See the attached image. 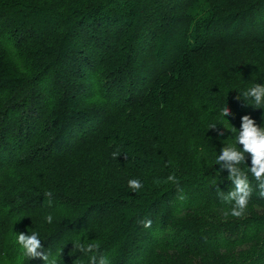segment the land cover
I'll list each match as a JSON object with an SVG mask.
<instances>
[{"label": "trees", "instance_id": "trees-1", "mask_svg": "<svg viewBox=\"0 0 264 264\" xmlns=\"http://www.w3.org/2000/svg\"><path fill=\"white\" fill-rule=\"evenodd\" d=\"M255 83L264 0H0V264H46L20 232L56 264H91L76 241L111 264H264L256 180L242 218L216 191L229 129L264 127Z\"/></svg>", "mask_w": 264, "mask_h": 264}, {"label": "clouds", "instance_id": "clouds-1", "mask_svg": "<svg viewBox=\"0 0 264 264\" xmlns=\"http://www.w3.org/2000/svg\"><path fill=\"white\" fill-rule=\"evenodd\" d=\"M242 97L251 101V105L254 108H264V84L255 83L248 89L241 93ZM241 97H238L240 99ZM228 106L222 109V115L226 118L229 115ZM228 121V120H227ZM229 122V121H228ZM230 123V122H229ZM231 124V123H230ZM217 125L213 124L212 128H216ZM232 133H235L232 143L227 144L228 147L222 150V154H219L216 160V164L221 165L220 171L227 168L230 172L228 180L232 182L233 187L230 191L224 192L220 188H216L217 195L220 200L230 205V209L225 212V215H231L236 218H242L247 209L249 201L253 195L254 189L249 182V173L257 182L258 196L264 198V127L256 124V122L250 116L243 117V123L238 130L233 125L229 129ZM222 135V133H221ZM237 145H243V149L237 147ZM121 153L113 152L112 156L116 159ZM251 156V167L247 166V171L240 167L241 164H245L247 156ZM179 184V180L175 174H170L164 183ZM157 183H160L157 181ZM128 187L132 192L138 193L143 184L138 179H130L128 181ZM178 199L183 201L185 196L183 191ZM52 192H46V203L52 205ZM48 223H52L53 217L48 215L46 217ZM140 223L145 228H150L151 220H141ZM17 243L23 249V255L30 258H42L46 264H56L55 258H50L49 254L44 251V245L39 239V235L36 232H32L30 235L20 232L18 233ZM73 250L84 254H91V264H111L109 258L105 255H98L99 245L95 242L76 241L73 243Z\"/></svg>", "mask_w": 264, "mask_h": 264}]
</instances>
